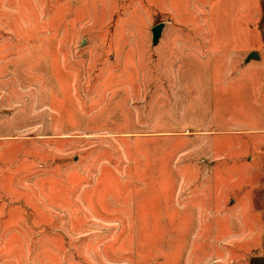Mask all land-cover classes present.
I'll list each match as a JSON object with an SVG mask.
<instances>
[{
    "label": "rangeland",
    "instance_id": "374dc122",
    "mask_svg": "<svg viewBox=\"0 0 264 264\" xmlns=\"http://www.w3.org/2000/svg\"><path fill=\"white\" fill-rule=\"evenodd\" d=\"M242 1L0 0V264H249L264 50L231 35L257 31Z\"/></svg>",
    "mask_w": 264,
    "mask_h": 264
},
{
    "label": "crops",
    "instance_id": "0c3cea01",
    "mask_svg": "<svg viewBox=\"0 0 264 264\" xmlns=\"http://www.w3.org/2000/svg\"><path fill=\"white\" fill-rule=\"evenodd\" d=\"M236 12H239L238 15L240 17H242L241 12H244L245 16L243 18H240V20L243 21L244 25H246V20L255 19L257 31L254 30L255 28L253 26L251 27V25L247 24L246 27L244 26L245 29L243 31L240 32V30H238L236 31L235 34H231V35L239 36L235 40V42L239 41V43H241L240 49L242 52L245 51L246 53H248L250 51H255L257 53V56H259V60H260L261 59L260 52L264 50V0H243L241 6L237 9ZM218 33L224 36L219 30L215 31V36ZM243 35H245V38L241 37ZM248 35L251 37H248ZM254 36L256 39H254ZM259 145L260 146L264 145V139L263 141L260 142ZM261 193L262 194H260L259 196L255 194L257 197L256 199L254 197L250 199L252 205L246 209L248 211H257L258 218L256 219V216L253 213L251 214L252 216H250L249 221L241 220L240 223L242 224L241 226L243 227H250V225L256 227L254 231L250 233V235H253V237L250 236L251 237L250 238L249 236H246L245 239L249 241L254 237L257 238L258 235L257 242L252 241V243L248 244V246H243V248H241L242 253H247L248 251L246 258L248 259L249 264H264V258H263L264 257V190ZM228 201L229 203L235 201L236 202L235 206H237L236 208L242 207L241 198H234V199L229 198Z\"/></svg>",
    "mask_w": 264,
    "mask_h": 264
},
{
    "label": "water",
    "instance_id": "95a60500",
    "mask_svg": "<svg viewBox=\"0 0 264 264\" xmlns=\"http://www.w3.org/2000/svg\"><path fill=\"white\" fill-rule=\"evenodd\" d=\"M163 27V23L160 22V23H157L155 25H153L152 27V41H156L158 39V37L160 36L161 34V31H162V28ZM257 57V54L256 52L252 51L250 52L248 55H247V60L251 59V58H256Z\"/></svg>",
    "mask_w": 264,
    "mask_h": 264
}]
</instances>
